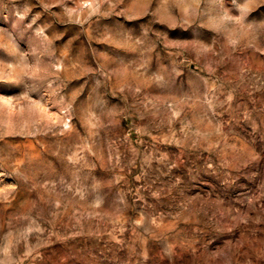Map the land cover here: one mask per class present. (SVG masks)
I'll use <instances>...</instances> for the list:
<instances>
[{
	"label": "rangeland",
	"instance_id": "374dc122",
	"mask_svg": "<svg viewBox=\"0 0 264 264\" xmlns=\"http://www.w3.org/2000/svg\"><path fill=\"white\" fill-rule=\"evenodd\" d=\"M0 264H264V0H0Z\"/></svg>",
	"mask_w": 264,
	"mask_h": 264
}]
</instances>
